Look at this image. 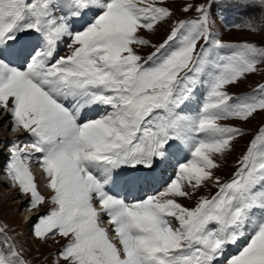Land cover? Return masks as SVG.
I'll return each mask as SVG.
<instances>
[{"label":"snow or ice","instance_id":"1","mask_svg":"<svg viewBox=\"0 0 264 264\" xmlns=\"http://www.w3.org/2000/svg\"><path fill=\"white\" fill-rule=\"evenodd\" d=\"M213 2L143 57L142 33L173 15L157 0H0V110L32 137L31 150L12 141L7 174L30 208L52 205L32 235L66 241L56 264H264V127L228 180L214 175L244 135L225 121L264 112V84L226 88L258 71L264 46L215 35ZM236 2L264 10V0ZM234 27L257 31L252 19ZM208 181L215 194L179 202ZM0 264H29L7 225Z\"/></svg>","mask_w":264,"mask_h":264},{"label":"rangeland","instance_id":"2","mask_svg":"<svg viewBox=\"0 0 264 264\" xmlns=\"http://www.w3.org/2000/svg\"><path fill=\"white\" fill-rule=\"evenodd\" d=\"M157 2L160 6L168 7L173 15L166 21L167 26L164 24L165 22H161L154 32L142 33L151 42L150 45L138 47L139 54L143 57H147L155 51L153 45L158 46L164 42L170 34L174 21L195 17L197 15L195 6L207 3L208 0H157ZM189 4L193 5V8L184 11L183 9ZM247 19L254 20L257 31L244 27H234V25L242 24ZM210 26L212 32L225 42L248 41L258 46H264V10L259 6H243L237 3L236 0H214L211 8ZM65 45L62 48L61 55H65L68 51ZM261 84H264V64L258 66V71L248 74L238 83L228 85L226 88L230 94L240 96L252 93ZM198 91H205V89L200 87ZM9 118L6 117L3 110H0V225H7L8 234L16 238V242L23 248L24 256L29 264H56L59 259V250L66 241L61 237L58 239L56 236L37 239L32 235V226L38 216L45 214L52 205L45 203L37 208H30L28 206L29 196L20 193L18 187H12L6 179L5 169L8 158H3L5 149L2 148L1 142L7 141L13 133L10 123L11 118L10 120ZM225 123L242 127L244 135L236 139L230 153L217 158V163L220 166L214 170V175L219 176L222 182L232 176L238 167V160L246 151L250 141L258 130L264 127V112H257L247 122L230 120L225 121ZM46 185L44 184L42 190L46 191L43 195L47 197L46 194H49L50 189ZM163 187L160 186L157 190ZM38 189L40 191L39 185ZM216 191L215 184L208 181L195 192L192 198L181 197L178 199L184 206L194 207L200 196H211ZM106 219L104 220L105 224H107ZM61 264H63V261H61Z\"/></svg>","mask_w":264,"mask_h":264},{"label":"bare ground","instance_id":"3","mask_svg":"<svg viewBox=\"0 0 264 264\" xmlns=\"http://www.w3.org/2000/svg\"><path fill=\"white\" fill-rule=\"evenodd\" d=\"M164 24H166V26H167V23L165 22ZM7 117V116H6ZM106 219V217H104V220ZM107 220V219H106ZM107 225V224H106Z\"/></svg>","mask_w":264,"mask_h":264}]
</instances>
